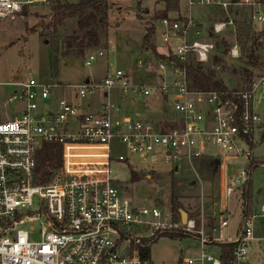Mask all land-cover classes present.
Masks as SVG:
<instances>
[{"label":"built area","instance_id":"obj_1","mask_svg":"<svg viewBox=\"0 0 264 264\" xmlns=\"http://www.w3.org/2000/svg\"><path fill=\"white\" fill-rule=\"evenodd\" d=\"M52 1L0 0V20L14 19L25 6ZM185 1L189 11L195 5L209 6L223 16L205 34L190 14L158 20L168 52L157 66L170 70V81L134 84L121 70L107 72L100 82L59 85L66 94L56 100L55 110L39 105L49 98L52 84L30 73L0 82L14 87L3 106L20 104L9 113L0 111V264H151L141 255L142 248L171 233L195 234L203 247L195 257L183 258L185 264H224L219 253H205L204 247L212 242H234L227 263L247 264L256 215L241 217L233 240L221 234V228L228 225L229 201L249 181L253 135L261 125L254 103L264 101V71L249 69L247 85L204 90L191 86L188 63L190 58L208 62L210 51L218 53V47L237 60V42L226 40L225 47L216 38L234 28L235 8H249V22L264 25V1ZM260 33L264 44V27ZM103 55L102 50L90 52L84 63L89 66ZM115 88L134 97H161L175 115L156 122L140 113L123 114L109 99ZM97 94L105 97L99 110L85 111L83 101ZM45 143L60 148V165L46 182H39L36 157ZM117 144L125 152L114 156ZM131 156L150 164L161 161L171 169H177L181 159L190 163L211 157L224 214L219 224L208 228L203 219L197 223L188 216L182 223L170 210L132 204L121 195L111 170L113 160L133 168ZM147 171L153 169L149 166ZM36 196L38 207L31 210ZM260 211L264 216V204Z\"/></svg>","mask_w":264,"mask_h":264},{"label":"rangeland","instance_id":"obj_2","mask_svg":"<svg viewBox=\"0 0 264 264\" xmlns=\"http://www.w3.org/2000/svg\"><path fill=\"white\" fill-rule=\"evenodd\" d=\"M61 1L75 3L78 0ZM171 1H177V7L166 10L167 0H107L109 26L106 29L98 28L99 45L89 46L86 49L74 46L78 39L70 38L73 33H80L77 32L75 16H58L56 29L52 31L46 27L55 18L51 14V5L25 6L21 15L14 19L0 20V82L13 78L19 79L23 74L30 73L35 79L52 84L49 98L39 101V105L55 110L54 99H56L59 85L75 84L88 79L100 82L107 72L114 73L116 70H121L134 84L152 85L170 81V70H162L157 66L160 57H164L163 54L168 52L160 38L161 28L158 20L166 15L190 14L197 22L198 29L205 34L211 30L213 22L220 20L223 16L213 7L195 5L189 11L185 0ZM233 10L239 12L238 15L232 13V17L237 21H249V8ZM251 25L256 38L260 41L262 37L260 31L264 25L261 23H251ZM150 26L154 27L150 40L151 46L145 48L143 37L146 27ZM54 34L62 43L59 53H55L49 45ZM222 35L229 42L234 39V33L230 29H226L220 36ZM216 39L219 41V37ZM260 44L263 50L264 44L262 42ZM98 50H102L104 55L97 57L89 66L85 65L84 61L89 53ZM155 54H159L160 57L155 58ZM209 55V61L203 66L205 69L210 68L216 71L228 88L243 85L238 72L233 73L232 69L238 71L241 67H247L254 71L256 69L264 71V51L254 67L246 65L244 59H230L226 51L216 53L212 50ZM53 56L57 58L56 70H52L51 67ZM214 56L220 57L221 61L215 62ZM13 89L12 86H0L1 112L9 113L11 109L20 106L19 103L3 106L4 99L13 92ZM99 96L101 95H96V97ZM109 99L121 106L123 114L130 116H134L136 109L156 122L175 115L170 102L166 103L161 97L158 99L134 97L115 88L111 90ZM91 103H96V100L92 98ZM254 110L260 118L261 130L256 131L251 145L252 166L249 172L251 200L248 202V214L256 216L253 221L255 238L249 244L246 262L247 264H264V217L261 216L260 211L261 205L264 204V101L256 100ZM124 152V147L117 144L114 156ZM130 160L133 168L127 163L113 160L111 170L112 177L118 180L117 185L121 195L129 199L132 204L155 206L168 212L170 204L173 203L180 206V209L186 211L187 216L197 223L201 219L206 223L207 218L211 221V227L219 224L223 212H221L218 172L213 171L211 157L193 159L190 163L186 159H181L176 163L177 169L175 167L171 169L169 164L161 161L152 164L143 162L137 156H131ZM149 166L153 169L152 172L147 171ZM132 171L135 178L132 177ZM241 195L240 191L228 204L231 213L228 218L232 220L229 228L232 233H229L227 228L223 229L225 227L221 228V234H230V240L235 238L234 231L241 216L243 207ZM38 201V197H34L31 210L37 209ZM33 226L37 227V222H33ZM168 235H162L150 244L149 258L152 264H185L181 261L183 258L195 257L202 251L203 247L195 234L178 237ZM215 235H218V232ZM204 249L205 253L214 255L218 253L210 246H205Z\"/></svg>","mask_w":264,"mask_h":264},{"label":"trees","instance_id":"obj_3","mask_svg":"<svg viewBox=\"0 0 264 264\" xmlns=\"http://www.w3.org/2000/svg\"><path fill=\"white\" fill-rule=\"evenodd\" d=\"M264 1V0H263ZM51 14L52 17H55L51 23L46 25L47 28L55 31L56 22L58 20V16L69 15L75 16L77 18V28L80 33H73L70 38L72 40H77L78 42L74 46H78L80 49H86L89 46L96 47L99 45V35L97 32L98 28L106 29L109 26L108 22V3L107 0H78L75 3H66L61 0H53L51 2ZM177 7V1L172 2L171 0H167L166 10L174 9ZM25 7H23L24 9ZM234 15H238V10H231ZM234 11V12H233ZM233 18V17H232ZM234 28H229L234 33V40L240 47L241 55L240 59H244L246 65L256 66L260 56L258 55V51L261 49L260 41L256 38L252 25L249 21H237L233 18ZM154 32V27H146V32L143 37V45L145 48L150 47L151 36ZM224 36H219V43L223 44L225 47L227 46V42ZM85 41V42H84ZM51 49L54 50L55 53H59L62 47V43L59 37L54 34L50 39ZM71 43V41H70ZM72 44V43H71ZM67 47V43H66ZM159 54H155V58H159ZM162 57H160L161 59ZM56 56L52 57L51 67L52 70L57 69L56 65ZM215 62H220V57L214 56ZM233 73H237L242 80L243 85H247L252 77V72L247 67H241L237 71L236 69H232ZM188 77L193 88L204 89V90H227L223 80L218 76V73L213 69H205L203 64L194 60V58H190L188 63ZM60 165V148L54 144L45 143L42 145L40 150L37 153L36 157V169L38 172V180L39 182H46L49 179L51 172L57 169ZM252 166V165H251ZM251 168V167H250ZM213 171H216V168L213 167ZM133 175V176H132ZM132 177L135 178V174L132 171ZM250 181L246 184V186L242 190V217L248 215L249 212V204L251 200L250 195ZM181 207L175 205L173 203L170 204V211L174 218H179L180 212L179 209ZM208 226V225H207ZM187 234L183 233H171L168 236L178 237L184 236ZM198 237V236H197ZM212 246H216L218 248V253L223 259L224 264H228L227 260L232 256V248L234 247V242H212ZM141 255L144 258L149 259V247H143L141 250Z\"/></svg>","mask_w":264,"mask_h":264},{"label":"crops","instance_id":"obj_4","mask_svg":"<svg viewBox=\"0 0 264 264\" xmlns=\"http://www.w3.org/2000/svg\"><path fill=\"white\" fill-rule=\"evenodd\" d=\"M105 75V74H104ZM66 93H64V91L61 89V88H59V90H58V92L56 93V95H55V97H56V99H54V101L56 102V100L58 99V97L60 98L61 96H63V95H65ZM109 96H111V92H110V94H109ZM100 97V98H99ZM99 97H96V96H93V97H91V98H88V99H86V100H84L83 101V103H84V110L85 111H87V112H97L98 110H99V107H100V103L104 100V95L102 96H99ZM92 98H94L95 100H96V103H91V99ZM97 98V99H96ZM136 113H140L142 116H144V117H146V118H148L147 117V115L145 114V113H143V112H141V111H139V110H137L136 109ZM261 130V129H260ZM254 136V135H253ZM263 205V204H262ZM229 214H231L230 212H229ZM228 214V215H229ZM241 217H242V213H241V216H240V219H239V221L237 222L238 223V225L240 224V222H241ZM262 217H264V216H262ZM231 218H228V225H227V227H225V228H223V229H226L227 228V231L229 232V233H232V230L229 228V225L231 224ZM206 225H208V228H210L212 225H211V221H209L207 218H206ZM238 225H237V227H238ZM236 227V228H237ZM254 230H255V228H254ZM235 231H236V229H235ZM234 231V232H235ZM210 247H213V249H215L217 252H218V248L216 247V246H210ZM218 254V253H217ZM149 260H150V258H149ZM150 263H151V260H150ZM152 264V263H151Z\"/></svg>","mask_w":264,"mask_h":264},{"label":"water","instance_id":"obj_5","mask_svg":"<svg viewBox=\"0 0 264 264\" xmlns=\"http://www.w3.org/2000/svg\"><path fill=\"white\" fill-rule=\"evenodd\" d=\"M224 50H225L224 47H218V48H217V51H218L219 53H223ZM262 52H263V51L260 49V50L258 51V55H259V56L262 55ZM179 212H180V219H181V222H182V223H185L186 220H187V213H186V211H184L183 209H180Z\"/></svg>","mask_w":264,"mask_h":264}]
</instances>
